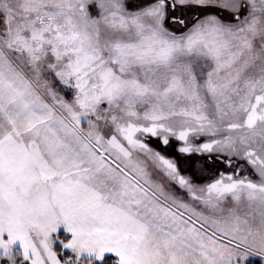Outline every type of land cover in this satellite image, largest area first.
Returning <instances> with one entry per match:
<instances>
[{
    "label": "snow or ice",
    "instance_id": "snow-or-ice-1",
    "mask_svg": "<svg viewBox=\"0 0 264 264\" xmlns=\"http://www.w3.org/2000/svg\"><path fill=\"white\" fill-rule=\"evenodd\" d=\"M0 264H264V0H0Z\"/></svg>",
    "mask_w": 264,
    "mask_h": 264
}]
</instances>
